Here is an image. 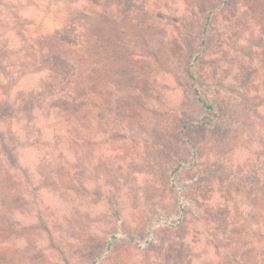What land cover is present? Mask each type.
I'll return each mask as SVG.
<instances>
[{"label": "rangeland", "instance_id": "obj_1", "mask_svg": "<svg viewBox=\"0 0 264 264\" xmlns=\"http://www.w3.org/2000/svg\"><path fill=\"white\" fill-rule=\"evenodd\" d=\"M137 1L148 15L131 8L132 26L149 44L136 46L135 88L103 80L84 97L71 61L101 4L0 0V264H91L95 252L99 264H264V0L216 12L197 74L218 118L203 128L183 67L222 0ZM102 2L112 16L115 0ZM63 27L73 49L38 53ZM110 231L134 240L107 250Z\"/></svg>", "mask_w": 264, "mask_h": 264}, {"label": "trees", "instance_id": "obj_2", "mask_svg": "<svg viewBox=\"0 0 264 264\" xmlns=\"http://www.w3.org/2000/svg\"><path fill=\"white\" fill-rule=\"evenodd\" d=\"M103 0H91L92 4L95 2L97 6H100L102 10L98 12V22L97 27L94 26L93 23H88L81 27L84 29V32L81 35L82 45V56H78L77 58L72 57L71 64L76 70V74L73 76L72 84H74V90L76 89L79 92H83L84 97L87 96L89 92L95 89L101 81H112L110 82V86L112 90L117 91L121 90L122 87L125 88H135L132 84L134 80H136L133 76V69H136L138 66V61H135V56H138L139 53L136 50V46H141V50L145 53V45H148L149 42L145 40V45L141 43V35L139 34V29H135L133 27V23L137 22L138 16L136 17L135 13L131 15L133 12L130 10L131 8H137L138 13H143L148 15V11L146 10L145 5L139 6L137 5V0H115L116 8L114 9V14L109 16V13L106 12L107 7H104L102 2ZM98 3H100L98 5ZM228 0H222V3H216L211 5L204 15L201 31L198 38V43L196 46L192 47L188 50V54L186 56L183 71L186 76L187 85L196 100L200 103L201 107L204 110L203 116L199 119V121L192 122V126L196 127H207L212 126L215 120L218 118V112L215 108V105L210 99L206 96H203L201 93V89L198 85V74L197 67L200 61L203 59L205 54H208L209 46H210V26L215 20L216 12L220 11L223 8V4H227ZM92 9V8H91ZM135 10V9H134ZM113 12V11H112ZM135 12V11H134ZM81 19L89 18V13L82 11ZM151 14V13H150ZM158 16L154 15L152 18H156ZM134 20V21H132ZM135 29V30H134ZM137 30V31H136ZM61 37H66V39L56 40L53 35H48L46 39L41 38L39 42L38 53L44 56L49 55L51 53L56 52V46L62 47H71L74 46L76 42H73V38L75 36V29L69 27H63L61 29ZM68 35H72L73 37L69 38ZM185 35V34H184ZM188 37L183 36V40H186ZM43 40V41H42ZM77 40V39H76ZM78 42V41H77ZM134 47V48H133ZM80 48V50H81ZM61 53H57L58 56L65 57L66 60H69L71 56H66L65 52L60 51ZM137 60V59H136ZM101 82V83H100ZM239 82V81H237ZM236 82V83H237ZM70 108V107H69ZM188 124H184L183 127H186ZM183 127L180 130L181 133H184ZM195 151L193 154L195 155ZM9 160V156H8ZM182 164L180 163L176 166L171 174H174L180 168ZM174 183V182H173ZM175 184V183H174ZM180 192V191H179ZM178 208L180 210L179 220L182 218L184 212V202H179ZM156 221L161 222L160 218H157ZM169 223L168 225L171 226ZM174 225V223L172 224ZM175 226V225H174ZM107 231V230H106ZM110 231L106 235L105 241L107 245V250L111 247L112 239H122L125 236L129 240H134L132 235H118V232ZM104 254L94 253L90 257L91 264H99V259L102 258ZM264 258V251L258 255V258ZM259 259H257V263Z\"/></svg>", "mask_w": 264, "mask_h": 264}]
</instances>
